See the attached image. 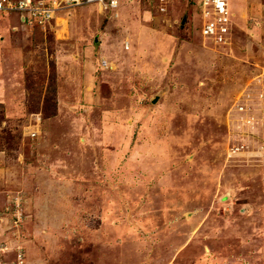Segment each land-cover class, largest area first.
<instances>
[{"label": "rangeland", "instance_id": "obj_1", "mask_svg": "<svg viewBox=\"0 0 264 264\" xmlns=\"http://www.w3.org/2000/svg\"><path fill=\"white\" fill-rule=\"evenodd\" d=\"M45 1L0 12V264H264V0L220 46L198 0Z\"/></svg>", "mask_w": 264, "mask_h": 264}, {"label": "built area", "instance_id": "obj_2", "mask_svg": "<svg viewBox=\"0 0 264 264\" xmlns=\"http://www.w3.org/2000/svg\"><path fill=\"white\" fill-rule=\"evenodd\" d=\"M151 6L157 8L160 14H167L172 0H148ZM65 5L73 7L98 3L106 8L113 9L118 0H62ZM65 5H62L63 7ZM197 5L201 11V32L209 42L214 45L226 44L231 38L233 13L230 0H198ZM57 6L45 0H0L1 13H17L22 24L30 26H43L55 18ZM36 131H32L35 136Z\"/></svg>", "mask_w": 264, "mask_h": 264}, {"label": "clouds", "instance_id": "obj_3", "mask_svg": "<svg viewBox=\"0 0 264 264\" xmlns=\"http://www.w3.org/2000/svg\"><path fill=\"white\" fill-rule=\"evenodd\" d=\"M131 3L132 2H134V0H129ZM119 2H121V0H118V4H117V6L115 7V8H113V9H110V8H108L109 9V11L110 12H114V11H116L118 8H119V6H120V4H119ZM92 4H97V5H99V6H103L104 8H106L104 5H100V4H98V3H92ZM172 4V3H171ZM171 10V9H170Z\"/></svg>", "mask_w": 264, "mask_h": 264}, {"label": "crops", "instance_id": "obj_4", "mask_svg": "<svg viewBox=\"0 0 264 264\" xmlns=\"http://www.w3.org/2000/svg\"><path fill=\"white\" fill-rule=\"evenodd\" d=\"M231 1V0H230ZM179 0H172V4L174 3L176 5V3H178ZM136 5V4H135ZM194 6V5H193ZM195 7V6H194ZM19 18V16H18ZM262 251H263V254H264V247H262Z\"/></svg>", "mask_w": 264, "mask_h": 264}]
</instances>
